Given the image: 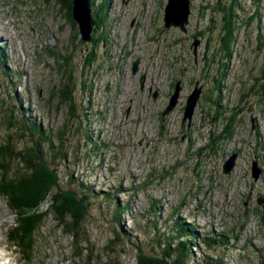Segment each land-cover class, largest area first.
Masks as SVG:
<instances>
[{
	"label": "rangeland",
	"instance_id": "rangeland-1",
	"mask_svg": "<svg viewBox=\"0 0 264 264\" xmlns=\"http://www.w3.org/2000/svg\"><path fill=\"white\" fill-rule=\"evenodd\" d=\"M165 1L108 0L104 41L92 45L55 0H0V147H21L17 119H33L53 147L62 139L64 157L48 161L57 187L77 194L89 187L74 240L46 214L28 246L11 237L18 217L0 193L1 264H135L136 247L157 255L156 239L169 234L173 217L199 238L186 264L204 257L264 264V212L256 203L264 195V0H187L184 31L163 27ZM226 14L235 19L227 57L220 45ZM91 47L93 59L83 65ZM176 81V103L161 114ZM195 84L200 92L181 126ZM63 89L73 110L59 97ZM235 111L231 137L214 142ZM86 135L98 142L95 152ZM233 153L234 166L222 174ZM3 161L13 175L18 165L0 151V168ZM116 205L126 209L118 218ZM213 236L226 243H203Z\"/></svg>",
	"mask_w": 264,
	"mask_h": 264
},
{
	"label": "trees",
	"instance_id": "trees-1",
	"mask_svg": "<svg viewBox=\"0 0 264 264\" xmlns=\"http://www.w3.org/2000/svg\"><path fill=\"white\" fill-rule=\"evenodd\" d=\"M46 1V0H45ZM60 7L65 10V16L74 24L70 15V0H55ZM95 0H88L90 17L92 20V29L89 34V42L94 45L98 40L103 42V35L99 32L105 17L108 0H100L99 4L95 5ZM230 14H226L223 19L225 21L224 34L221 37L220 45L223 54L226 57L230 53L229 42L232 37V30L235 19L230 20ZM96 37V38H95ZM93 59V47L88 49L83 56V65H89ZM2 55L0 54V66L3 64ZM1 73L11 78L10 74H6L1 70ZM70 74V73H68ZM264 77V72L262 73ZM222 75V73H221ZM214 83L217 78H213ZM264 81V80H262ZM70 81H68L69 83ZM83 84V83H81ZM215 85V87L217 86ZM258 96L264 100V82L258 86ZM65 100L73 110L71 102L72 96L70 92L65 89L62 90L59 96ZM218 100V96H217ZM213 102V100H212ZM217 108L219 104L215 101ZM224 112V111H223ZM238 114L237 111L231 113L223 120V125L220 130L212 134L213 141L222 142L224 139L231 137L233 133L234 118ZM216 118V117H214ZM17 126H19V135L25 139L21 147H14L9 142L0 147L2 159L3 156L15 161L18 165L14 169L13 175L9 172L6 174L4 170V161L1 168L5 174L0 176V193L4 197L8 206H10L16 213V223L14 228L10 230L11 237L18 239L26 246L29 244L30 237L37 231L39 224L46 214H51L57 225L63 233L70 235L74 240L80 232V224L86 214V207L88 203V188L83 187L84 190L79 194L75 190L67 191L57 187L56 170L49 165L50 160H53L55 155L64 157L63 142L58 135L59 149L51 144L52 139L49 137V131H44L39 123L35 120L17 119ZM86 142L89 143V152H95L98 148V142L92 136H85ZM215 144V143H214ZM211 148L213 149V145ZM58 151V152H56ZM87 153V152H86ZM0 168V169H1ZM80 188L82 187L79 184ZM45 207L41 209L42 204ZM151 209H153L151 207ZM150 209V210H151ZM123 206H115V216L125 212ZM170 232L167 235L161 234L156 239V245L159 247L157 255H146L141 252L139 247H136V262L135 264H186L192 254V248L195 247V240L199 239L197 233L193 231V226L190 223H184L179 217H173L170 224ZM203 243L208 245L210 243H219L224 245L226 243L225 237H207L202 239ZM21 244V243H20ZM83 249L78 248L73 252L74 255H79ZM201 259L202 264H222L221 259H209L204 257Z\"/></svg>",
	"mask_w": 264,
	"mask_h": 264
},
{
	"label": "water",
	"instance_id": "water-1",
	"mask_svg": "<svg viewBox=\"0 0 264 264\" xmlns=\"http://www.w3.org/2000/svg\"><path fill=\"white\" fill-rule=\"evenodd\" d=\"M188 14V1L187 0H166L163 7L162 25L164 28L169 26L177 27L180 31H184V27L187 24ZM70 15L72 20L77 25L80 39L83 42L89 41V34L92 28V20L90 17V11L88 6V0H70ZM198 40L195 36L192 37L190 47L191 53L194 56ZM136 70V64L133 63L131 66V72L134 73ZM141 82V81H140ZM139 82V83H140ZM179 82L176 81L173 92L168 96L167 103L164 106V110L161 114L167 113L173 108L176 103V99L179 91ZM200 87L194 85L189 94L185 97L184 105L182 108V115L180 118V125L182 126L186 120V126H188L191 114L198 98ZM234 156L231 154L226 160H224L221 172L222 174L228 173L234 166ZM251 176L255 179L257 177L258 169L252 165ZM256 203L260 206L261 211L264 212V195L256 199Z\"/></svg>",
	"mask_w": 264,
	"mask_h": 264
},
{
	"label": "bare ground",
	"instance_id": "bare-ground-1",
	"mask_svg": "<svg viewBox=\"0 0 264 264\" xmlns=\"http://www.w3.org/2000/svg\"><path fill=\"white\" fill-rule=\"evenodd\" d=\"M1 251V250H0ZM4 251V250H3ZM3 251L0 253V256H2L3 255ZM4 257V256H3ZM3 260H4V258H3ZM5 261H6V259H5ZM4 261V262H5ZM0 264H1V261H0Z\"/></svg>",
	"mask_w": 264,
	"mask_h": 264
},
{
	"label": "flooded vegetation",
	"instance_id": "flooded-vegetation-1",
	"mask_svg": "<svg viewBox=\"0 0 264 264\" xmlns=\"http://www.w3.org/2000/svg\"><path fill=\"white\" fill-rule=\"evenodd\" d=\"M197 39V38H196ZM198 40V39H197ZM199 43V42H198ZM194 57V56H193Z\"/></svg>",
	"mask_w": 264,
	"mask_h": 264
}]
</instances>
